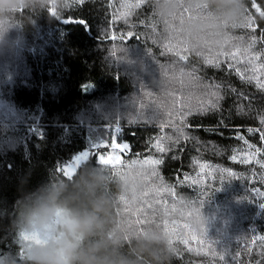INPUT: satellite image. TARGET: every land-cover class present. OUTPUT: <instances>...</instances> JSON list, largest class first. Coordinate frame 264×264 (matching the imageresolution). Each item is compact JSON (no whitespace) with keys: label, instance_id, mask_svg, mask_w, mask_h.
<instances>
[{"label":"trees","instance_id":"1","mask_svg":"<svg viewBox=\"0 0 264 264\" xmlns=\"http://www.w3.org/2000/svg\"><path fill=\"white\" fill-rule=\"evenodd\" d=\"M247 5L250 27L231 30L223 47L200 55L165 35L150 0H70L62 14L49 9L57 17L41 15L14 32L16 47L0 55V133L10 134L0 147L16 145L0 156V248L15 244L5 234L21 190L65 175L62 169L86 152L73 173L98 165V155L139 162L142 194L125 211L152 219L155 209L156 223L176 227L168 233L172 264H264V0ZM116 47L130 61L126 77ZM104 94L132 99L133 112L148 103L161 123L70 119L80 100ZM187 129L222 151L188 141ZM113 138L127 150L100 147Z\"/></svg>","mask_w":264,"mask_h":264},{"label":"clouds","instance_id":"2","mask_svg":"<svg viewBox=\"0 0 264 264\" xmlns=\"http://www.w3.org/2000/svg\"><path fill=\"white\" fill-rule=\"evenodd\" d=\"M69 4L0 0V55L16 47L20 37L14 32L41 15L57 17L49 9L62 14ZM150 5L165 35L197 55L223 47L229 32L249 19L247 0H150ZM143 186L134 166L114 170L99 163L84 164L71 176L53 173L34 190L22 189L5 234L15 244L0 248V264H172L174 249L163 227L138 225L125 211Z\"/></svg>","mask_w":264,"mask_h":264},{"label":"rangeland","instance_id":"3","mask_svg":"<svg viewBox=\"0 0 264 264\" xmlns=\"http://www.w3.org/2000/svg\"><path fill=\"white\" fill-rule=\"evenodd\" d=\"M116 56L118 61L119 74L121 76H128L131 71L130 61L124 56L123 51L116 47ZM77 111L70 114V119L77 122H86L91 124H104L115 125V127L127 123L133 120L137 124H160L161 114L158 110L153 109L148 103L140 102L137 105L136 111L133 112L132 104L133 100H118L114 94L99 95L92 99H82L79 102ZM185 137L188 141L195 143L200 148L209 152L220 153L222 146L215 143L205 137L201 136L197 132L191 129H187ZM4 137L0 133V143L6 139L10 134H6ZM15 143L9 145H2L0 147V156L3 155L4 149H15ZM82 156H86V152H81L75 156L72 165L73 171L76 166L84 159ZM75 166V167H74Z\"/></svg>","mask_w":264,"mask_h":264},{"label":"snow or ice","instance_id":"4","mask_svg":"<svg viewBox=\"0 0 264 264\" xmlns=\"http://www.w3.org/2000/svg\"><path fill=\"white\" fill-rule=\"evenodd\" d=\"M253 7H255V5H253ZM257 11H259V9L257 8ZM262 16H264V12L261 13ZM69 22V21H67ZM76 23H83V21H74ZM245 27H250V25H245ZM233 56H235V53H233ZM181 59H184V57H181ZM260 87H264V85H259ZM213 107H215V105H213ZM249 131H253L252 129H249ZM262 139H264V134H262ZM100 147L104 148H111L113 151L117 150V149H124L127 150L128 146L126 144H119L116 142L115 138H113L112 143L109 145L108 142H105L103 145H101ZM251 147V146H249ZM161 151H163V149H161ZM257 151H259V149H257ZM86 158V156H82L81 159ZM233 159H236V157L234 156ZM98 160L100 163L107 165L109 167H112L114 170L118 169L120 167H127V168H131L133 166H136L139 162L138 161H132L131 164H122L121 160H120V156L119 155H98ZM244 162H251L250 160H246ZM144 165H149V166H155L161 163V161L158 160H152V161H143L142 162ZM62 171L64 172V174L66 176H71L73 174V168L72 167H65L64 169H62ZM156 173L153 172V175H155ZM230 175H234L233 173H229ZM164 191H170V189L165 188L163 189ZM153 191L155 192V194L157 196L160 195V189L159 188H154ZM122 200H124L125 198H121ZM126 203V201H125ZM262 208H264V204L260 205ZM149 208H151V205H149ZM127 210V209H126ZM165 212L167 211V205H165L164 208ZM143 211V210H141ZM145 219H136L135 222L140 225V224H144L147 222H155L154 217H155V209H153V218L152 219H148L147 218V213H145ZM164 227L163 229L169 233H175L176 232V227L173 225L171 228L169 227V224L167 221L163 222ZM186 228L188 226H185ZM191 238H195L194 236H192ZM261 239H264V237H261ZM172 243V241H170ZM182 243L184 244H188V239H182L181 240ZM202 243V242H201ZM191 250V249H189Z\"/></svg>","mask_w":264,"mask_h":264},{"label":"water","instance_id":"5","mask_svg":"<svg viewBox=\"0 0 264 264\" xmlns=\"http://www.w3.org/2000/svg\"><path fill=\"white\" fill-rule=\"evenodd\" d=\"M83 23H84V21H83ZM83 23H81V24H83Z\"/></svg>","mask_w":264,"mask_h":264}]
</instances>
